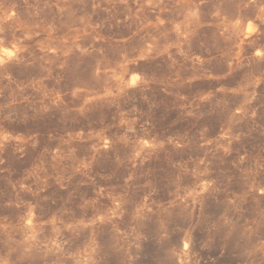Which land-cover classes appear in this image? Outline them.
Returning a JSON list of instances; mask_svg holds the SVG:
<instances>
[{
	"label": "rangeland",
	"instance_id": "1",
	"mask_svg": "<svg viewBox=\"0 0 264 264\" xmlns=\"http://www.w3.org/2000/svg\"><path fill=\"white\" fill-rule=\"evenodd\" d=\"M0 264H264V0H0Z\"/></svg>",
	"mask_w": 264,
	"mask_h": 264
}]
</instances>
